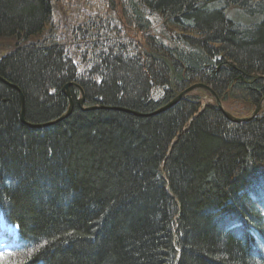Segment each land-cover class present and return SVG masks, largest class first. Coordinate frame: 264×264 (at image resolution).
Wrapping results in <instances>:
<instances>
[{
    "label": "trees",
    "instance_id": "obj_1",
    "mask_svg": "<svg viewBox=\"0 0 264 264\" xmlns=\"http://www.w3.org/2000/svg\"><path fill=\"white\" fill-rule=\"evenodd\" d=\"M56 1L0 0V264H264V107L160 111L257 108L264 0H98L61 42Z\"/></svg>",
    "mask_w": 264,
    "mask_h": 264
},
{
    "label": "rangeland",
    "instance_id": "obj_2",
    "mask_svg": "<svg viewBox=\"0 0 264 264\" xmlns=\"http://www.w3.org/2000/svg\"><path fill=\"white\" fill-rule=\"evenodd\" d=\"M53 21L52 24L53 27V39L54 41L61 42L62 38H65L66 40H70V31L73 27H78L79 24L85 17L90 18V14H98L105 16V9L98 7V0H92L91 2L88 0H57L53 5ZM97 15V16H98ZM158 19V18H157ZM247 24V23H246ZM252 24V23H250ZM249 25V24H247ZM51 30L48 28L45 32L47 34V31ZM66 31V33L64 32ZM161 31V30H160ZM47 37L43 35L42 41L46 40ZM136 41H139V37H136ZM52 39V40H53ZM48 42V41H47ZM15 47V44L6 42V41H0V57L7 54L8 51H12ZM70 47H68L69 50ZM70 51L74 52L75 56L71 57L75 61V63L80 67L81 64L79 62L80 57H78V52L74 50L73 48H70ZM81 73V71H80ZM1 81V80H0ZM195 85H201V84H195ZM160 92V91H159ZM158 92V94H159ZM157 95V94H156ZM204 101L209 102L208 98L204 96ZM262 106L264 107V98L261 100ZM231 109L229 108V111L236 114H241L240 111L242 110L241 104H237V102H233ZM245 109V108H244ZM242 116H247V113L241 114ZM22 122V121H21ZM264 206V204L262 205ZM5 239H10V242H7ZM13 241L15 242V230L13 228L7 227L3 224L1 218H0V250H8L11 248ZM8 253V252H7Z\"/></svg>",
    "mask_w": 264,
    "mask_h": 264
},
{
    "label": "water",
    "instance_id": "obj_3",
    "mask_svg": "<svg viewBox=\"0 0 264 264\" xmlns=\"http://www.w3.org/2000/svg\"><path fill=\"white\" fill-rule=\"evenodd\" d=\"M72 86V84L67 85L64 87L63 89V93L64 95L68 98L69 103H68V110L66 111V113L64 115H62L57 121H60L62 119H64L65 117H67L71 110H72V101L70 99L69 93H68V88ZM78 88V87H77ZM79 89V88H78ZM196 89H203L206 92H208V94L213 98V100L215 101V104L218 106V108L221 110L222 114L230 121L234 122V123H241V122H245V121H249L250 119H253L257 116V113L260 110V105L254 110V112L251 114L250 117L248 118H244V119H238V118H234L232 116H230L228 113H226L225 111L222 110L221 107V103L219 101V99L215 96V94L206 86L204 85H193L191 87H189L188 89H186L184 92H182L181 94H179L173 101H171L168 105H166L165 107H163L160 111H164L166 109H168L169 107H171L172 105H174L176 102H178L185 94L190 93ZM81 92V91H80ZM79 108L84 109L83 108V104H84V99H83V94L81 93V99L77 102ZM93 109H98V107H93V108H86L85 110L89 111V110H93ZM20 120L22 121V123L24 122V117H23V112H21V117ZM53 122L47 124V125H52Z\"/></svg>",
    "mask_w": 264,
    "mask_h": 264
},
{
    "label": "bare ground",
    "instance_id": "obj_4",
    "mask_svg": "<svg viewBox=\"0 0 264 264\" xmlns=\"http://www.w3.org/2000/svg\"><path fill=\"white\" fill-rule=\"evenodd\" d=\"M70 84H72V86H70V87H74V88H76V90L79 92V94H80V97H79V99L77 100V102L81 99V93L83 94V92H82V90L80 89V87L77 85V84H75V83H69V84H67V85H70ZM67 85H65V86H67ZM64 86V87H65ZM79 89H78V88ZM64 89V88H63ZM81 91V92H80ZM83 97H84V94H83ZM71 99V98H70ZM72 101V100H71ZM68 103H69V101H68ZM64 115V114H63ZM29 127H36V126H34V125H28ZM246 225V224H245ZM246 230H248V228H244V230L243 231H246ZM246 232H244V234H245ZM247 238V237H246ZM248 242V241H247ZM247 245L248 246H250V243H247ZM256 257L259 259V260H262V259H264L263 258V256L261 255V257L259 258V255L258 254H256Z\"/></svg>",
    "mask_w": 264,
    "mask_h": 264
}]
</instances>
